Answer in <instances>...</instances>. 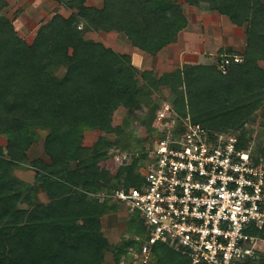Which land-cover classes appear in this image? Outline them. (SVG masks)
<instances>
[{
  "label": "trees",
  "instance_id": "1",
  "mask_svg": "<svg viewBox=\"0 0 264 264\" xmlns=\"http://www.w3.org/2000/svg\"><path fill=\"white\" fill-rule=\"evenodd\" d=\"M57 1L77 8L80 15L55 14L32 43L19 35L14 22L0 20V135L7 138L5 149L0 147V264H105L108 252L114 255L113 264H132L138 248L134 238L112 245L102 230L103 218L119 205L97 197L119 185L137 186L143 179L137 162L112 180L104 179L99 162L109 157V150L133 148V135L113 126L114 112L120 106L143 110L141 99L148 89L169 86L178 114H190L212 132L235 133L239 145L249 147L253 128L248 124L264 101V69L257 64L264 61V0H184L246 26L242 62H232L227 74L218 62L186 64L155 82L144 71V86L135 78L128 55L85 40L80 23L123 33L133 46L156 55L187 27L181 5L165 0L171 6L160 10L151 8L149 0H104L102 8H93L85 6L88 0ZM4 3L0 0V8ZM138 117L150 135L147 143L142 140L144 152L155 128L153 117L147 120L144 112ZM39 129L48 132L44 149L52 163L31 161L38 168V185L24 192L13 170L28 160ZM96 129L120 137L114 143L101 138L90 148L83 146L85 131ZM258 158L264 160V148ZM37 190L50 203L39 201ZM149 264L192 263L186 254L157 242ZM237 264H264V257Z\"/></svg>",
  "mask_w": 264,
  "mask_h": 264
},
{
  "label": "built area",
  "instance_id": "2",
  "mask_svg": "<svg viewBox=\"0 0 264 264\" xmlns=\"http://www.w3.org/2000/svg\"><path fill=\"white\" fill-rule=\"evenodd\" d=\"M232 62L242 57L226 55L218 62L223 74ZM153 127L157 136L143 152L141 182L97 194L143 218L133 237L138 248L132 264H149L157 242L186 254L192 264L264 257V160L253 156L255 147L178 114L169 97L156 105Z\"/></svg>",
  "mask_w": 264,
  "mask_h": 264
},
{
  "label": "rangeland",
  "instance_id": "3",
  "mask_svg": "<svg viewBox=\"0 0 264 264\" xmlns=\"http://www.w3.org/2000/svg\"><path fill=\"white\" fill-rule=\"evenodd\" d=\"M4 5L0 8V20H10L14 22V25L18 29L19 35L23 37L25 41L28 43H32L36 35L38 34L40 27L43 26L46 22H48L55 14H61L64 17H70L72 14L80 15V12L77 8L70 7L67 8L66 4L59 3L57 0L58 6L52 10V5L44 6L40 11L36 8H32L33 3H38V1L34 2V0H4ZM52 3V2H51ZM172 3V2H171ZM171 3L166 2L165 0H149V4L151 8L154 6L159 7L160 10L168 9L171 6ZM175 4L181 5L184 10V14L187 18V26L186 29H195V32L203 33L209 35V42L212 43L210 47H208V42L204 44L202 47V52H206L203 54L204 59L206 60L205 64H214L215 60L219 57L220 52H228V53H237L243 55L246 51V47L248 45V37L246 32V26H238L233 23H230L231 29L225 27L224 31L227 33L224 34L223 38L220 40V37L213 36V31L209 30L210 33H206L205 27L203 26L202 14H206L203 12H213L211 10H207L203 5H195L189 4L184 0H175ZM104 4V0H88L85 3V6L93 7V8H102ZM99 6V7H98ZM51 8V9H50ZM50 9V10H49ZM61 13H60V12ZM77 16V15H76ZM206 24V22H205ZM192 27V28H190ZM83 28L82 36L85 40L100 42L106 45L107 47H114L117 50L113 49L120 55H128L131 58V62L133 64V53L132 49L135 48L128 40L125 34L119 32H106L99 31L95 29H87L84 22L80 23V29ZM218 30V29H217ZM217 41H216V39ZM230 40V41H228ZM207 41V40H206ZM229 45L228 49H225L227 44ZM176 43V44H175ZM227 43V44H225ZM217 44V45H213ZM222 47L218 52V48ZM137 48V47H136ZM199 48V47H198ZM206 50H205V49ZM192 49V48H191ZM197 47H194L192 51L196 52ZM119 50V51H118ZM141 50V49H140ZM200 51V49H198ZM209 50V51H208ZM144 54V63L141 65L142 67L136 68V79L141 81L140 85H143L144 80L140 77L142 68L145 67V63L148 64V68L145 69V72L151 73V78L149 82H155L163 75L167 73L175 72L181 69L186 64H193L190 62L196 61L192 59L189 54V51L186 49L184 44H178V42H174L172 44L167 45L165 48L160 50L156 55H152L148 52L141 50ZM140 51V52H141ZM141 52V53H142ZM147 54V55H145ZM217 54H219L217 56ZM152 57V59L147 61L146 58ZM217 56V57H216ZM138 60V59H135ZM136 63V61H135ZM138 63V62H137ZM258 66L264 69V61H257ZM140 65V62L138 63ZM65 69H60L57 71V76H63ZM145 85V84H144ZM143 85V86H144ZM141 86V87H143ZM154 88V87H153ZM145 92V91H144ZM172 90L169 86L161 85L157 89L150 88L148 89V93L141 99L144 103V109L141 110L136 109L135 111H130L128 108L123 106L118 107V109L114 112L113 115V126L122 127L126 130L127 134H132L131 141L132 149H124V148H111L109 150V157L106 160H102L99 162L100 167L102 168V172H104V179L112 180L118 174L122 173L124 167L132 165L134 162L139 164L140 172L141 167L143 165L144 154L141 152V147L143 142L147 143L150 139V135L147 131V124L143 125L140 117L144 112L146 115V119H151L153 117V113L156 110V105H158L163 99L166 97H171ZM142 107V106H141ZM154 107V109H152ZM146 109V110H145ZM255 119L251 120L248 125L253 128L252 132V141L250 145L255 147L256 152L254 151L253 156L256 158L260 157V152L263 151L264 148V101L261 103V107L258 108L256 113H254ZM38 140L34 143L30 149L28 150V160L20 164V167L13 170V176L20 182L23 186L24 192L28 190L30 187H36L38 184L37 180V171L38 168L32 166L31 161L33 160H42L44 163L50 165L52 163L51 158L45 152L44 142L45 138L48 134L46 130H38ZM157 136V133L154 134ZM118 137L116 134L112 132H104L102 130H86L84 133V137L82 140L83 146L92 147L95 143L99 141L101 138H105V140L111 141L114 143ZM143 140V142H142ZM7 145V138L3 135H0V147L4 148ZM138 152L139 155H136ZM134 153V154H133ZM76 161H72L70 163V169L72 170ZM109 170V171H108ZM108 171V172H107ZM72 173H75V170ZM116 182V180H114ZM114 181H111L110 184H113ZM120 182V181H119ZM118 182V183H119ZM37 199L42 203L48 204L50 200L47 198V195L41 190H37L36 192ZM21 207H26L25 203H21ZM125 207H120L116 212L110 213L106 215L103 220V232L107 237L109 242L112 245H117L120 242L127 241L133 239L136 234V230L139 228L140 224L143 221L139 212H134L132 217L128 215L126 211H123ZM114 255L112 252H108L105 257V264H113Z\"/></svg>",
  "mask_w": 264,
  "mask_h": 264
},
{
  "label": "crops",
  "instance_id": "4",
  "mask_svg": "<svg viewBox=\"0 0 264 264\" xmlns=\"http://www.w3.org/2000/svg\"><path fill=\"white\" fill-rule=\"evenodd\" d=\"M36 1H38V3L36 2ZM34 2H36V3H33L31 6H32V8H36L38 11H40L44 6H50V5H52V10L53 9H55V7L56 6H58V4H57V2H55V0H34ZM52 2V3H51ZM104 5V4H103ZM66 6H67V8H69V6L70 7H73L72 5H70V4H66ZM99 7V6H98ZM74 8V7H73ZM51 9V8H50ZM49 9V10H50ZM60 12V11H59ZM61 13V12H60ZM203 13H206V14H202V21H203V26L205 27V31H206V33H210L209 31H208V29L211 31H213V36H217V37H220V40L223 38V36H224V34L225 33H227L226 31H224V29H225V27L226 28H228V29H231V27H230V23L233 25V23L230 21V19L226 16V15H222V14H220V13H218L217 11H213V12H203ZM205 22H206V24H205ZM188 27H189V25H187ZM187 28V27H186ZM183 29L182 31H180L179 32V34H178V38H177V40H176V42H178V44H184V46L186 47V49L189 51V53H187L186 55H188L189 54V56L192 58V59H195L196 61H194V62H190V63H193V64H205L206 62H204V61H206V60H203L204 59V56H203V54H205L206 52H204V50H203V52L201 51L202 50V47L204 46V44L206 43V42H208V44H205V45H208V47H210L211 45H212V43L211 42H209V35L208 34H206V36L204 37V36H202V35H204L203 33L201 34L200 32H195V29L193 30V29ZM190 28H192V27H190ZM218 29V30H217ZM210 34H212V33H210ZM216 39V38H215ZM207 40V41H206ZM216 41H217V39H216ZM228 41H230V40H228ZM176 44V43H175ZM225 44H227V43H225ZM213 45H217V44H213ZM229 45H232L231 44V42H230V44H227L226 46H228V47H226L225 49H228V48H231V47H229ZM193 47H194V50H195V47H197V49H196V52L197 53H194L193 51H192V49H193ZM199 47V48H198ZM112 49H115V50H117L116 48H114V47H111ZM192 48V49H191ZM211 48V47H210ZM198 49H200V51L198 50ZM205 49V48H204ZM222 49V47H220V48H218V52H219V50H221ZM206 50V49H205ZM119 51V50H118ZM141 50L139 49V48H134V49H132V53H133V64H134V66L135 67H137V68H140V67H142L141 65L144 63V54H143V52L141 53L140 52ZM209 51V50H208ZM145 55H147V54H145ZM219 54H217V56H218ZM226 55H231V56H233V55H238L237 53H232V54H230V53H228V52H220V55H219V57L215 60V62H219V60L220 59H222L223 58V56H226ZM241 57H242V55L241 54H239ZM216 56V57H217ZM220 58V59H219ZM135 59H138V60H135ZM147 59V61L148 60H150V59H152V57H148V58H146ZM242 59H243V57H242ZM135 61H136V63H135ZM140 62V65H138V63ZM148 62H150V61H148ZM148 64H146L145 63V67L144 68H142L143 70H142V72H144L145 71V69H147L148 68V66H147ZM141 72V73H142ZM169 98H173L174 99V97L173 96H171V97H169ZM124 211V210H123Z\"/></svg>",
  "mask_w": 264,
  "mask_h": 264
}]
</instances>
